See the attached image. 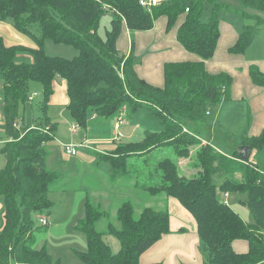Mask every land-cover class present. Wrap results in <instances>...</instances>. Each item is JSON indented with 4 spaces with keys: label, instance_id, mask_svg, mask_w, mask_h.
I'll return each instance as SVG.
<instances>
[{
    "label": "trees",
    "instance_id": "obj_1",
    "mask_svg": "<svg viewBox=\"0 0 264 264\" xmlns=\"http://www.w3.org/2000/svg\"><path fill=\"white\" fill-rule=\"evenodd\" d=\"M238 1L243 7L240 12L216 0H164L149 10L139 0H0V21L10 20L14 29L35 45H7L0 35L8 139L1 148L4 213L0 264H59L45 247L34 248L35 233L48 226L36 223L34 216L50 214L54 201L49 192L60 177L59 171L46 164V144L57 129L47 114L56 78L65 82L66 110L79 128H86L93 117L112 118L123 107L131 113L145 108L158 118L161 129L146 131L139 141H113L114 148L96 153L97 160L108 165L111 180L130 176L132 187L176 198L196 221L203 264H264V167L250 157L243 158L236 149L223 154L209 143L202 144L198 129L206 121L209 105L230 100L232 77L226 72L210 73L204 66V60L213 56L219 37V12L240 13L244 20L236 42L228 48L232 54H243L264 26V0ZM205 3L211 5V13L203 22ZM105 14L111 19L102 38L98 28ZM160 16L166 18L167 29L183 16L176 38L201 59L165 63L162 87L136 74L133 42L127 55L116 46L123 28L150 30ZM47 40L72 46L77 53L71 58L49 55L44 48ZM21 51L29 53V62L16 61ZM248 72L254 84L264 86V73L256 65H249ZM32 82L41 89L38 116L34 124L16 128L14 123L31 94ZM241 144L264 152V129L257 136H243ZM165 146L172 148L177 159L190 158L188 165L195 167L196 175H180L178 162L165 158L154 170L160 172L161 182L150 184L152 175L140 173L135 164L138 158ZM217 174L222 177L218 186L214 182ZM225 192L245 196L243 203L253 222L244 221L222 201ZM133 214L132 202L123 201L116 209L115 222L108 221L105 230H99L97 223L108 214L86 195L84 215L75 226L84 235L86 249L75 250V254L85 264H139L140 256L170 232L169 214L167 209L149 206L143 207L137 218ZM105 235L117 239L116 253ZM237 239L247 242L246 252L234 251L232 242Z\"/></svg>",
    "mask_w": 264,
    "mask_h": 264
},
{
    "label": "rangeland",
    "instance_id": "obj_2",
    "mask_svg": "<svg viewBox=\"0 0 264 264\" xmlns=\"http://www.w3.org/2000/svg\"><path fill=\"white\" fill-rule=\"evenodd\" d=\"M216 1L228 4L234 9H243L238 0ZM250 12L254 11L250 10ZM210 13L211 5L205 3L201 20L203 22L208 21ZM228 16L230 15L225 10L219 12V18H227ZM110 19L111 16L109 14L101 17L98 34L102 38L105 37V30L109 28ZM0 24V34L4 35L7 40L33 44L28 37L14 29L10 20L5 22L0 21ZM44 48L46 53L52 56L58 55L71 58L77 53L72 46L55 44L48 40L45 41ZM251 48L252 51L247 53V55L264 58V26L260 28ZM19 53L22 55H17L16 61L29 62L31 60V57L25 51ZM34 92L37 95L31 101L28 99L25 105L20 107L18 121L21 126L25 127L26 125L34 124L35 118L38 116L36 105L41 100V89L38 83L32 82L30 93L32 94ZM48 109L47 114L50 116L51 121L57 123L53 140L46 144V150L49 155L47 157L49 163L48 168L59 171L61 176L51 185L49 196L53 199L54 206L50 210V215H48L49 225L35 233L34 248L40 249L45 247L52 256V259L54 261L58 260L59 264H85L74 252L75 250L84 251L86 249L84 235L75 229L78 220L84 215V188L89 192L90 200L94 203H99L102 210L108 214L107 217H103L97 223L96 227L99 230H105L108 221L115 222L116 209L123 201L130 200L132 202L134 206L133 215L137 218L141 209L146 206L158 210L167 209V196L164 193L152 195L141 187H132L133 178L130 176L120 177L112 181L109 178V168L106 163H99L97 167L95 164L96 151H110L115 146L111 140V136H113L111 118L107 120L100 119V122L93 123L89 131H86L87 129L84 128H79L77 125L75 131H73L71 126L75 123L71 120L65 107L64 109L62 105L50 107L49 104ZM241 110L242 103L238 102L209 105L206 121L198 127L201 139L224 153H231L233 150L239 149L242 146L241 139L244 136L241 135L240 131V119H242L240 114ZM126 112L127 118L122 119L123 124L121 123L122 127L120 132L123 135L121 142L139 141L146 131L161 129L158 118L151 116L145 108H140L134 113H131L127 109ZM228 115L230 122L227 121ZM22 119L23 121H21ZM136 124L140 128H134ZM85 133H87L89 138H98L93 144L94 150L77 147L78 152L76 155L65 154L63 146H61L62 148L60 147L59 141L74 143V145H78V143L92 145L91 142H86ZM128 134H131V136L128 137ZM59 157L62 158L61 162L57 160ZM165 158L178 162L180 175H185L186 177L196 175L195 167L193 169L191 165H188L191 159H177L170 146L155 149L142 158H138L135 167L140 173L151 174L152 182L150 184L157 185L161 182V177L160 172H155L154 170H156L157 163ZM250 159L260 167H264V152L254 150L250 154ZM183 166H187V168H183ZM221 180V175H215L214 182L217 186ZM113 185L114 188H112ZM94 191H96V195ZM241 197L242 194L232 193L230 206L241 209L237 203L238 198ZM247 209L245 207L243 209L245 211H242L247 214L249 211ZM34 217L36 223H38V216ZM104 239L108 243L111 251L113 249L111 241L118 246L119 250V243L114 236L105 235ZM199 248L201 250L200 241Z\"/></svg>",
    "mask_w": 264,
    "mask_h": 264
},
{
    "label": "crops",
    "instance_id": "obj_3",
    "mask_svg": "<svg viewBox=\"0 0 264 264\" xmlns=\"http://www.w3.org/2000/svg\"><path fill=\"white\" fill-rule=\"evenodd\" d=\"M235 10L240 12L242 9H235ZM227 13L230 16H228L227 18H219V24H218L219 37L217 40L215 51L211 58L204 60V66L206 70L210 73L226 72L232 77V85L230 88V100L222 101L216 105H221L222 103L225 102L242 103V110L240 113L242 116V119H240L241 135L248 137L257 136L264 129V86H258L252 82L248 72V67L249 65L254 64L258 67V69L262 73H264V58H257L247 55V53H250L252 51L251 47L256 37L254 38L252 43L247 47V49L243 54H232L228 52V48L231 47L236 42L238 35L242 30L244 20L243 17L240 15V13H235L230 11H227ZM182 21H183V16H181L178 19V21L175 23L174 26L167 29L166 18L164 16H160L157 19H155L154 25L150 30L133 31L127 29L126 27L123 28L122 33L120 34L116 42L117 49L123 54L127 55L130 51L131 43L133 42V56L135 60L134 70L140 78L145 79L147 82H149L154 86L162 87L164 80L163 66L165 63L181 62V61L196 62L201 60L200 57H198L196 54L187 51L176 38L177 29ZM0 35L4 38V42L7 45L20 44L27 47L35 46L34 44L31 43L29 44L25 42L19 43L15 41H9L5 38L4 35L2 34ZM17 55H22V54L18 53ZM53 89L54 92L49 102L50 107L62 105V108L64 109L65 107L66 110L68 98L66 95V86L64 80L60 78H56L53 82ZM3 99L4 98L2 94V81H1L0 82V168L3 166L1 148L3 144L8 140L5 136ZM127 109L128 108L123 107L121 109L122 110L121 115L118 112L115 116L111 118L112 129H113V136H111L112 143L113 141L119 142L122 139L123 135L120 132V129L123 123L121 122L122 124H120V126L117 129L119 136L116 134L114 130V124L117 121V119L120 118L121 116L122 119L127 118V112H126ZM229 118L230 117L228 115L227 121L230 122ZM100 121L101 120L99 118L93 117L88 121L87 127L84 129H87L86 131H89L93 123H97ZM134 128L138 129L140 128V126L136 124ZM127 136L129 137L131 136V134H128ZM85 138H86L85 139L86 142L89 143L91 142L92 144L89 145L90 147H88V149L94 150L93 144L96 140H98V138H89L87 133H85ZM64 143L68 144L70 142L59 141L60 147ZM205 143L206 141L202 139V144ZM215 149L220 153L229 154V153L221 152L217 148ZM104 152H107V150L100 151V153H104ZM96 153H98V151H96ZM97 159L98 158L96 156L95 164L98 167L99 163ZM57 160L58 162L59 161L61 162L62 158L59 157V159L57 158ZM46 164L48 167L49 166L48 158L46 160ZM51 170H55V169H51ZM112 188H114V185ZM84 192H85V197L86 195H89V192L85 188H84ZM94 194L95 195L97 194L96 191H94ZM230 197L231 194L228 193L227 201L229 206H230ZM166 200H167V211L169 214L170 232L164 234L160 238V240H158L154 245H152L148 250H146L140 256L139 264H149L153 262H159L161 264H181V263L203 264L204 257L199 248V238L197 236V226L194 217L187 209H185L180 204V202L176 198L172 196H167ZM244 200H245L244 195H242V197L238 198L237 200L238 201L237 203L241 207V209L235 208V206L234 208H232L231 206L230 207L235 212H237L244 221L253 222V216L251 212L248 211V209H247L248 211L247 214L243 212L245 211L243 209H245L246 207L245 204L243 203ZM3 213H4V200L3 197L0 195V231L3 226ZM47 217H48V225H49V216L47 215ZM111 246L113 248L112 252L116 253L118 251V246L112 241H111ZM232 248L236 252L243 253L248 250V244L245 240L237 239L232 242Z\"/></svg>",
    "mask_w": 264,
    "mask_h": 264
},
{
    "label": "built area",
    "instance_id": "obj_4",
    "mask_svg": "<svg viewBox=\"0 0 264 264\" xmlns=\"http://www.w3.org/2000/svg\"><path fill=\"white\" fill-rule=\"evenodd\" d=\"M161 1H164V0H139V4L141 6H143L144 8L149 9L151 6L159 4ZM36 95H37V93L34 92V93L30 94V96L28 97V99L29 100H32L33 97L36 96ZM121 111L122 110L119 111L120 115H121ZM121 122H122V116L120 118H118L117 121L114 124V130H115V132H116V134L118 136H119V133H118L117 129H118L119 125L121 124ZM14 127H16V128L20 127V122L19 121H16L14 123ZM76 128H77L76 124H72L71 129L72 130H75ZM62 146H63L64 152L66 154H70V155H75L76 154L77 147H85V148L90 147L89 145H87L85 143H80L78 145H74V144H71V143H68V144L67 143H64V144H62ZM227 197H228V193L227 192L223 193V195H222V201L225 204H228ZM37 221H38L39 224L45 225V224L48 223V217L45 216V215L39 216L38 219H37Z\"/></svg>",
    "mask_w": 264,
    "mask_h": 264
},
{
    "label": "water",
    "instance_id": "obj_5",
    "mask_svg": "<svg viewBox=\"0 0 264 264\" xmlns=\"http://www.w3.org/2000/svg\"><path fill=\"white\" fill-rule=\"evenodd\" d=\"M237 150L240 152L241 156L245 159H248L252 152V149L250 147L244 145L240 146L239 149Z\"/></svg>",
    "mask_w": 264,
    "mask_h": 264
},
{
    "label": "bare ground",
    "instance_id": "obj_6",
    "mask_svg": "<svg viewBox=\"0 0 264 264\" xmlns=\"http://www.w3.org/2000/svg\"><path fill=\"white\" fill-rule=\"evenodd\" d=\"M149 10V9H148ZM35 97V96H34ZM31 101V100H30ZM120 126V125H119ZM116 135V134H115ZM117 138V137H116ZM119 140V139H118ZM42 216V215H41Z\"/></svg>",
    "mask_w": 264,
    "mask_h": 264
}]
</instances>
